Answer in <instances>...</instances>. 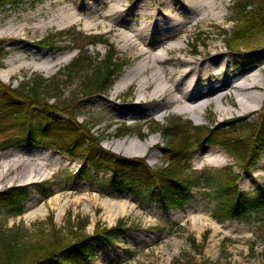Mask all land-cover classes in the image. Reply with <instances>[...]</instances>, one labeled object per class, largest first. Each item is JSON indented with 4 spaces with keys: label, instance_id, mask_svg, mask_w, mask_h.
Returning <instances> with one entry per match:
<instances>
[{
    "label": "rangeland",
    "instance_id": "374dc122",
    "mask_svg": "<svg viewBox=\"0 0 264 264\" xmlns=\"http://www.w3.org/2000/svg\"><path fill=\"white\" fill-rule=\"evenodd\" d=\"M215 2L221 10L219 14L222 18L191 28L175 27L178 31L172 41H183L182 50L167 54L166 57L169 60L180 58L199 61L218 50L233 60L226 66L224 73L227 75L235 73L241 67L259 63L257 54L264 52V32L248 36L244 41L236 40L233 38L235 25L230 22L229 17L233 0ZM145 4L151 7L140 8ZM111 6L117 8L112 15L107 19L99 17L107 14ZM181 7V0H9L0 7V54H3L0 74L4 75L8 71L13 73L7 81L0 83L16 89L20 83L37 77L45 79L48 84L50 80H55L53 82L60 89L57 98L59 102L50 98L48 104L56 103L69 109L71 100L75 97L77 100L72 103L77 122L91 126L94 136L101 140V147L112 153L111 149L124 138H115L117 128L125 124L133 132L126 135L130 138L122 152H115L114 155L143 159L147 166L156 170L164 162L166 139L158 133H152V122L157 121L162 126L171 119L180 118L194 127L210 128L220 123L231 127L233 121L255 120L262 113L264 104L263 97L260 108L239 116L232 106L236 105V93L229 89L223 91L227 97L221 104L213 102L196 121L194 115L178 114L175 104L161 113L134 111L141 107L132 105L138 98L139 79H134L122 92H113L114 85L135 66V62L147 55L138 53L143 46H134L128 50L121 48V37L130 33L124 28L134 30L142 24L147 25L150 27L147 32L153 34L152 51L160 50L155 42L158 39L155 33L161 30L158 25L163 14L161 11L179 12ZM188 13L189 10L185 11V14ZM56 17L63 19L57 21ZM59 33L63 36L60 37ZM94 36L105 39L107 45L86 46L96 39ZM47 38L50 42H55L56 48L65 49L52 53L51 49L41 44ZM169 41L171 40L166 42ZM227 42L230 46L226 48ZM195 44L198 48L193 55ZM110 46L115 54V64L123 65L119 76L112 78L109 88L101 95L85 97L80 92L82 88H79L82 76L90 73L91 69L103 61ZM78 48L83 49L78 52ZM82 51L90 58L89 62L83 64L81 70L72 73L77 75L65 77L66 67ZM13 59L14 62L11 61ZM232 63H235V67ZM169 67L164 65L165 70ZM258 68H264V59ZM256 70L253 68V71ZM210 80L209 78L204 82L208 84ZM47 82L41 87V93H44ZM261 90L264 92L263 85ZM261 92L257 91V94ZM46 96L53 97L54 91H49ZM108 99L113 101L109 103ZM118 112H138V115L133 118L120 117ZM59 118L66 120L64 114ZM18 136L14 130L7 128L1 139ZM130 139L134 141L130 143ZM18 140L14 146L0 151V191L11 186L28 187V198L23 203L24 213L18 217L1 216L3 220L6 218L2 223L4 227L25 231L20 242L32 245L35 242L47 243L54 235L53 228L50 227V216L53 217L54 228L62 230L56 237L57 240L65 243L73 241L79 233L85 236L91 234L97 225L108 228L123 219L127 230L113 244L102 247L97 252L93 251L94 259L86 264H175L186 259L201 264H264V248L262 251L258 244L260 242L264 247V239L258 227L236 221L219 224L212 220L209 212L203 210V204H190L182 211L166 209L161 201L151 199L138 204L129 193H116L108 186L109 174L93 172L88 162L79 155H72L56 143L38 137L29 141L19 137ZM146 140H155L148 151L142 149V143ZM124 153L129 156H124ZM189 164L192 170L197 171L234 167V173L239 176L237 187L241 191L254 190L264 182V155L254 162L253 169L243 172L223 148L200 143ZM42 183L46 187L51 185L49 189L52 197L46 199L34 187ZM82 225L85 226L84 229ZM207 231L209 233L201 249L202 254H198L192 250L187 238L195 237L200 246L202 236ZM167 232L175 234L169 236ZM126 251L128 253H124ZM130 254L134 257L129 256Z\"/></svg>",
    "mask_w": 264,
    "mask_h": 264
},
{
    "label": "trees",
    "instance_id": "16d2710c",
    "mask_svg": "<svg viewBox=\"0 0 264 264\" xmlns=\"http://www.w3.org/2000/svg\"><path fill=\"white\" fill-rule=\"evenodd\" d=\"M8 1L0 0V7ZM231 6L230 22L235 25L233 38L244 41L248 36L264 32V0H233ZM99 43L107 45L105 39H97L91 44ZM41 44L53 52L60 50L49 38ZM228 46L230 43L227 42L226 47ZM197 48L198 45L195 44V53ZM2 57L3 54H0V62ZM89 59L86 52L82 51L66 67L65 77L77 75L72 73L81 70ZM122 66L115 64V54L110 46L103 61L91 69L90 73L82 76L79 86L82 88L81 94L90 97L104 93L112 78L119 76ZM50 81L48 84L45 79L37 77L20 83L16 89L0 83V151L14 146L19 142V137L27 141L38 137L79 155L88 162L93 172L108 173V186L118 194L129 193L138 204L149 199L156 202L161 200L166 209L179 211L191 206L190 204H203V210L209 212L213 220L219 223L237 221L258 227L264 239V182L254 190L241 191L236 184L239 176L234 173V167L197 171L192 170L189 164L196 154L198 144L208 143L222 147L243 172L253 169L254 162L264 155V104L262 113L255 120L233 121L231 127L220 123L210 128H197L180 118L171 119L162 126L157 122L153 123L152 133H159L166 139L164 162L154 170L143 159L123 158L103 149L101 140L94 136L91 126L77 122L73 112V103L77 99L72 98L69 109L56 104L59 102L57 98L60 89L53 82L55 80ZM45 82L48 85L44 93H41ZM49 91H54L53 97L46 96ZM50 98L57 102L48 104ZM62 114L65 121L59 118ZM7 128L14 130L19 135L18 138L1 139ZM130 131L122 125L117 128L115 137L124 136ZM47 186L49 187L43 183L34 185L46 199L52 195L49 189L51 185ZM28 193L27 186H12L0 191V264H86L94 259L93 251L97 252L102 246L113 243L126 230L127 224L119 219L115 226L105 228L97 225L91 234L85 236L79 233L73 241L65 243L57 240L56 237L62 230L54 228L53 217L50 216L53 239L45 244L20 242L25 231L4 227L2 223L6 218L3 220L1 216H21ZM81 227L85 228L84 225ZM208 233L207 231L202 236L200 246L194 237L187 238L193 251L202 254L200 252ZM185 261H177L175 264H201L194 260Z\"/></svg>",
    "mask_w": 264,
    "mask_h": 264
},
{
    "label": "bare ground",
    "instance_id": "6f19581e",
    "mask_svg": "<svg viewBox=\"0 0 264 264\" xmlns=\"http://www.w3.org/2000/svg\"><path fill=\"white\" fill-rule=\"evenodd\" d=\"M181 1L182 7L179 12H174L173 10L161 11L163 14L158 23L161 30L155 33L158 35V39L155 42L158 44L160 50L154 49L152 51L153 34L147 32L150 29L147 25L142 24L141 27L134 30L124 28V30H128L130 33L129 35L121 37V48L128 50L134 46H143L144 48L142 47L138 53L142 56L144 54L147 55L143 59L135 62V66L126 72L121 81L114 85L113 92L120 93L134 79H139L137 90L138 98L132 105L135 107L140 105L141 107H139V110L135 109L134 111L140 113H144L145 111H158L161 113L171 104H175L177 105L176 112L178 114L194 115L196 121L199 120L202 112L209 105L213 104V102L218 105L221 104L227 97V94L223 91L229 89H232L236 93V105L234 104L232 106L236 108L239 116L260 108L264 97V92H261V86H264V68L258 67L264 59L263 51L257 54V58L260 60L259 63L241 67L238 71L229 75L224 72L227 64L233 60L218 50L213 52L212 55L207 56V58L206 56L204 58L201 56L202 60L199 61H188L180 58L169 60L166 57L167 54L181 52L182 50L181 43L183 41H172L176 31H178L176 29L177 27L187 26L191 28L198 25H205L207 22L222 18L219 14L221 10L215 0ZM142 7L150 8L151 5L145 4L140 6V8ZM158 8L156 7V9ZM116 10V6H111L107 14L98 15L103 19H107ZM187 10H189V13L185 14ZM60 19L63 18L56 17L57 21ZM154 25H152V28H154ZM167 40L171 41L166 42ZM11 61L14 62L15 59ZM164 65H169L170 67L165 70ZM47 66H45V69H47ZM232 66L235 67V63H232ZM236 68L238 69V66ZM253 68L257 70L253 71ZM12 73V71H8L4 75L0 74V81H7ZM209 78L211 80L206 84L204 81H207ZM257 91L261 93L257 94ZM108 101L110 103L113 100L108 99ZM138 112H125L124 114L123 112H118V115L120 117L129 116L133 118L138 115ZM243 117L247 118V116ZM129 138L125 136L111 150L114 153H121ZM133 141L130 139V143ZM154 141H144L142 143V149L148 151V148L155 144ZM124 156L129 155L124 153Z\"/></svg>",
    "mask_w": 264,
    "mask_h": 264
}]
</instances>
